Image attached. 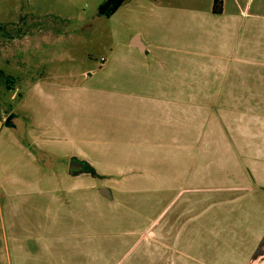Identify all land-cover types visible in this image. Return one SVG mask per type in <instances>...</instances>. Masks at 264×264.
I'll return each mask as SVG.
<instances>
[{"label":"rangeland","instance_id":"obj_1","mask_svg":"<svg viewBox=\"0 0 264 264\" xmlns=\"http://www.w3.org/2000/svg\"><path fill=\"white\" fill-rule=\"evenodd\" d=\"M103 1L0 0V245L12 227L23 236L30 225L43 239L26 241L36 258L49 256L48 245L55 259L87 264L88 249L76 241L109 243L104 256L119 264L154 254L144 246L158 218L155 181L136 182L123 205L105 199L80 221L65 211L49 217L56 209L51 189L63 196L70 186L82 194L92 183L107 186L91 174L70 177L64 154L80 149L100 172L108 170V156L123 155L126 131L162 128L158 117L169 111L215 112L231 90L234 66L264 67V56L251 54L264 51V0H239L240 9L224 0L237 14L248 3L242 14L249 17L229 29L188 16L190 2L207 11L211 0H125L109 16L99 12ZM135 35L148 52L131 45ZM161 153L156 166L170 173L181 153Z\"/></svg>","mask_w":264,"mask_h":264},{"label":"crops","instance_id":"obj_2","mask_svg":"<svg viewBox=\"0 0 264 264\" xmlns=\"http://www.w3.org/2000/svg\"><path fill=\"white\" fill-rule=\"evenodd\" d=\"M234 5L239 9L243 7L239 0H234ZM189 6V17L209 19L212 23L225 24L226 28L242 23L244 16L249 17L248 12L242 14L248 6L247 1L239 14L228 12V3L224 0H211L207 11L199 10V5L192 2ZM221 34L225 38L226 33ZM251 54L264 56V51L255 49ZM234 70L231 90L215 112L209 107L198 113L193 107L183 113L169 111L158 117L162 128L126 131L127 140L121 149L123 155L108 156L105 165L108 170L100 172L95 160L80 149L64 154L69 159L76 156L86 160L105 175V178L94 177L110 187L112 199L102 195L101 186L94 183L89 186L88 194L70 186L68 193L61 196L56 187L49 191L50 199L56 204L49 217L65 211L77 220L83 211L93 212L100 202L106 203L105 199L113 201L110 206L123 205L121 197L137 190L132 185L155 181L157 202L160 200L156 203L155 216L158 218L150 224L153 225L148 234L151 238L144 246L149 250L153 248L154 254L148 258H133L126 264H264V67L250 70L234 66ZM163 151L181 153L174 163L171 161L170 173L156 166V161L163 163ZM145 171L152 174L146 175ZM85 175L88 173H70L75 180ZM52 180L45 179L48 183ZM62 182L68 181L56 180L57 184ZM36 189L43 191L38 186ZM84 205L89 209H84ZM90 218L88 228L92 230L96 226L93 215ZM29 226L24 229L23 236L11 228V239L0 245V263H68L69 260L62 256L53 258L48 245L42 246L48 257H34L26 241L43 239L35 237ZM47 231L51 232L50 225ZM76 242L75 248L88 249L85 255L88 259L84 260L87 264H119L120 260L104 256L109 243ZM72 261L83 263H76V258Z\"/></svg>","mask_w":264,"mask_h":264},{"label":"water","instance_id":"obj_3","mask_svg":"<svg viewBox=\"0 0 264 264\" xmlns=\"http://www.w3.org/2000/svg\"><path fill=\"white\" fill-rule=\"evenodd\" d=\"M131 45L137 47L141 51H145L144 43L142 42L139 35H135L133 39L131 40ZM86 160L78 158L76 156H72L69 160V166L68 170L71 174L76 173V171L86 170ZM89 172V171H88ZM93 176H96V174L91 173ZM99 192L104 195L105 197L112 199V193L109 187L102 186L99 188Z\"/></svg>","mask_w":264,"mask_h":264},{"label":"trees","instance_id":"obj_4","mask_svg":"<svg viewBox=\"0 0 264 264\" xmlns=\"http://www.w3.org/2000/svg\"><path fill=\"white\" fill-rule=\"evenodd\" d=\"M125 0H105L99 6V12L106 15H112L123 3ZM88 174L94 173L96 177L105 178V175H102L96 169L90 166V171L85 172Z\"/></svg>","mask_w":264,"mask_h":264},{"label":"flooded vegetation","instance_id":"obj_5","mask_svg":"<svg viewBox=\"0 0 264 264\" xmlns=\"http://www.w3.org/2000/svg\"><path fill=\"white\" fill-rule=\"evenodd\" d=\"M86 165H87V168H86V170H81V171H76V173H85V172H88V171H90V165H89V163H87V161H86Z\"/></svg>","mask_w":264,"mask_h":264}]
</instances>
